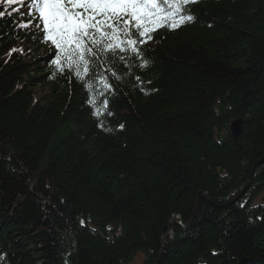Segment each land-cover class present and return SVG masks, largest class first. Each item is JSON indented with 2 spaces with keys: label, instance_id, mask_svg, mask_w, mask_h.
<instances>
[{
  "label": "trees",
  "instance_id": "obj_1",
  "mask_svg": "<svg viewBox=\"0 0 264 264\" xmlns=\"http://www.w3.org/2000/svg\"><path fill=\"white\" fill-rule=\"evenodd\" d=\"M187 7L147 67L104 65V129L43 34L0 18V264H264V0Z\"/></svg>",
  "mask_w": 264,
  "mask_h": 264
},
{
  "label": "snow or ice",
  "instance_id": "obj_2",
  "mask_svg": "<svg viewBox=\"0 0 264 264\" xmlns=\"http://www.w3.org/2000/svg\"><path fill=\"white\" fill-rule=\"evenodd\" d=\"M200 0H0V18L9 17L15 30L34 28L41 32L42 43L54 47L51 65L64 73L74 71L87 90L86 103L91 115L98 118L97 127L104 129V117L113 116L109 97L116 89L109 76L123 79L111 67L116 60L128 57L141 60L147 67L142 45L159 29L176 30L194 21L191 4ZM27 12H21V7ZM14 15L19 20L14 19ZM16 51V49H13ZM55 73L53 74L54 78ZM88 77V79H86ZM95 79V85L92 82ZM140 80V77H136ZM150 83V81H149ZM143 84V81H141ZM124 124L119 125L123 129ZM111 132V128L105 129ZM243 207V205H241ZM83 221L81 224L83 225ZM0 259H3L0 256Z\"/></svg>",
  "mask_w": 264,
  "mask_h": 264
},
{
  "label": "water",
  "instance_id": "obj_3",
  "mask_svg": "<svg viewBox=\"0 0 264 264\" xmlns=\"http://www.w3.org/2000/svg\"><path fill=\"white\" fill-rule=\"evenodd\" d=\"M230 131H231L233 138L235 140H237V138L242 134V121L237 120V121L233 122L231 125ZM175 222L176 221H174V223ZM178 223H180V222H178ZM164 241H167V238H165Z\"/></svg>",
  "mask_w": 264,
  "mask_h": 264
},
{
  "label": "rangeland",
  "instance_id": "obj_4",
  "mask_svg": "<svg viewBox=\"0 0 264 264\" xmlns=\"http://www.w3.org/2000/svg\"><path fill=\"white\" fill-rule=\"evenodd\" d=\"M143 260L142 255L138 256L135 260H134V264H138L139 262H141Z\"/></svg>",
  "mask_w": 264,
  "mask_h": 264
}]
</instances>
